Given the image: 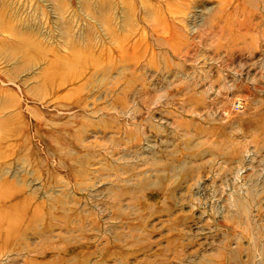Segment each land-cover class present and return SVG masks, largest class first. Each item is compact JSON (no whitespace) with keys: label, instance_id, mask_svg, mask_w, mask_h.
Listing matches in <instances>:
<instances>
[{"label":"rangeland","instance_id":"1","mask_svg":"<svg viewBox=\"0 0 264 264\" xmlns=\"http://www.w3.org/2000/svg\"><path fill=\"white\" fill-rule=\"evenodd\" d=\"M0 264H264V0H0Z\"/></svg>","mask_w":264,"mask_h":264}]
</instances>
